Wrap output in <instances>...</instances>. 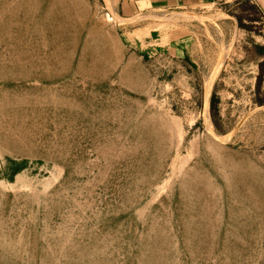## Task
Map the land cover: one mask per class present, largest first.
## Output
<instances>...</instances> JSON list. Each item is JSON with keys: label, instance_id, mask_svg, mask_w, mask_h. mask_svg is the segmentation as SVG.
Segmentation results:
<instances>
[{"label": "rangeland", "instance_id": "1", "mask_svg": "<svg viewBox=\"0 0 264 264\" xmlns=\"http://www.w3.org/2000/svg\"><path fill=\"white\" fill-rule=\"evenodd\" d=\"M140 4L0 0V264H264V0Z\"/></svg>", "mask_w": 264, "mask_h": 264}, {"label": "crops", "instance_id": "2", "mask_svg": "<svg viewBox=\"0 0 264 264\" xmlns=\"http://www.w3.org/2000/svg\"><path fill=\"white\" fill-rule=\"evenodd\" d=\"M138 6L144 5L147 9L170 11L185 7H201L213 4H229L238 0H134Z\"/></svg>", "mask_w": 264, "mask_h": 264}, {"label": "bare ground", "instance_id": "3", "mask_svg": "<svg viewBox=\"0 0 264 264\" xmlns=\"http://www.w3.org/2000/svg\"><path fill=\"white\" fill-rule=\"evenodd\" d=\"M139 9H140V11L142 12V11H145V9H146V6H144V5H141L140 7H139ZM179 18V17H178ZM208 88V87H207Z\"/></svg>", "mask_w": 264, "mask_h": 264}]
</instances>
